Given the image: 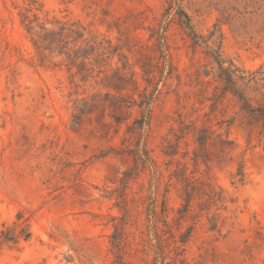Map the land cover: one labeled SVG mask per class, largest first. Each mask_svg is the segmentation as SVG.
<instances>
[{
  "label": "rangeland",
  "instance_id": "rangeland-1",
  "mask_svg": "<svg viewBox=\"0 0 264 264\" xmlns=\"http://www.w3.org/2000/svg\"><path fill=\"white\" fill-rule=\"evenodd\" d=\"M28 1L0 0V232L25 211L32 237L3 245L0 264H120L111 247V217L125 215V204V264H152L143 234L152 222L166 227L163 205L180 207L184 185L202 183L222 189L227 199L222 237L211 238L201 218L180 258L264 264V120L241 111L222 79L228 67L238 69L246 78L239 90L254 105L262 100L264 0H37L51 16L80 22L125 47L132 64L139 47L147 48L148 67L163 78L143 130L134 129L141 110L128 108L138 99L132 85L112 90L116 99L75 123V102L107 90L81 82L65 66L38 65L20 24ZM135 71L143 90V73ZM140 157L149 166L143 168ZM241 161L246 184L233 185ZM125 173L133 178L126 203L118 205ZM170 213L167 226L178 240Z\"/></svg>",
  "mask_w": 264,
  "mask_h": 264
},
{
  "label": "trees",
  "instance_id": "trees-1",
  "mask_svg": "<svg viewBox=\"0 0 264 264\" xmlns=\"http://www.w3.org/2000/svg\"><path fill=\"white\" fill-rule=\"evenodd\" d=\"M20 24L24 29L26 36L34 50L38 65L52 63L55 66H65L69 72L74 71V77H79L83 83L93 82L107 90L104 94L101 92L94 93L91 100L83 98L75 102L74 121L80 118L90 108L99 106L104 100L116 99L112 90L119 93L127 89L122 85H132L133 89L138 92V99L131 98L129 109L138 108L143 115L142 119H135V130H143L144 126H150L151 105L153 102L154 92L163 78V72L159 71V80H157L156 71H151L146 61L151 59L147 53V48L139 47L137 52L140 59L135 64L130 62V58L125 53L120 44H114L106 36L96 33L80 22L61 19L51 16L43 11V7L37 0H29L19 13ZM190 26V25H188ZM128 51L132 53V48L128 45ZM117 59V61H116ZM121 64V67L119 66ZM165 65V64H164ZM139 67L143 73L142 80L145 83L143 90H140V84L135 78L137 73L135 67ZM153 67L159 68L156 63ZM225 91L230 92L238 98L241 104V111L251 117L264 120V95L262 100L255 105L245 93L238 88L239 81H245L244 76H239L238 69L228 67L225 69ZM157 80V81H156ZM154 85L153 91L148 93L149 87ZM247 85V83L245 84ZM111 105H115L111 101ZM147 113L145 116L144 114ZM130 128V127H129ZM143 168L149 166V159H140ZM133 177L130 173H125L121 179V188L116 198L118 205L126 203L124 201L125 192ZM247 175L245 173V161L238 163L237 171L232 174V184L244 186ZM184 194L181 196L182 203L177 209H169L166 203L163 205L162 213L165 216L164 227H160L151 218L156 216V210L149 212L150 222L146 235L142 241L150 246L153 253L152 264H191L180 258L181 247L185 246L192 238L197 224L201 218H205L206 233L211 238L219 239L222 237V220L221 210L225 209L227 201L224 191L217 189L211 184L184 185ZM121 192V195H120ZM123 200V201H122ZM198 202L199 212L192 216L193 203ZM125 215L121 218L111 217L114 226V233L111 235L112 252L120 264H125L128 258V252L125 249V243L128 239L126 234L127 215L129 213L127 205L121 207ZM170 212L175 213L174 220L178 223L176 231L179 239L172 229H169L168 219ZM190 218L193 223L185 232H182V226ZM119 220V221H118ZM32 237L30 231V216L25 211L17 214L16 221L11 225H4L0 232V248L3 245H19L21 242H28Z\"/></svg>",
  "mask_w": 264,
  "mask_h": 264
}]
</instances>
